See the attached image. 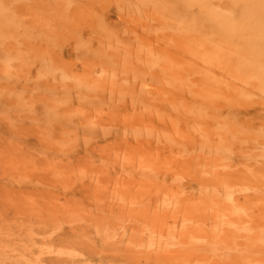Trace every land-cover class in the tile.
<instances>
[{
    "label": "rangeland",
    "instance_id": "1",
    "mask_svg": "<svg viewBox=\"0 0 264 264\" xmlns=\"http://www.w3.org/2000/svg\"><path fill=\"white\" fill-rule=\"evenodd\" d=\"M198 3L0 0V264H179L159 256L184 248L182 201L202 195L209 170L254 175L261 158L243 160L233 145L227 166L212 168L213 121L204 130L187 113L183 124L164 112L174 66L155 60L186 68L188 59L220 77L216 50L199 44L212 30L186 28ZM201 54L211 61L193 60ZM187 73L196 89L198 77ZM248 100L246 116L262 115L264 93ZM174 192L177 206L167 200ZM232 197L238 206L255 198V216L264 192ZM186 223L211 220L193 214ZM166 229L180 247L164 246ZM198 240L208 254V229Z\"/></svg>",
    "mask_w": 264,
    "mask_h": 264
},
{
    "label": "bare ground",
    "instance_id": "2",
    "mask_svg": "<svg viewBox=\"0 0 264 264\" xmlns=\"http://www.w3.org/2000/svg\"><path fill=\"white\" fill-rule=\"evenodd\" d=\"M191 1L193 0H180V3ZM210 1L196 0L199 2L198 14L192 17L193 20L188 22L187 27L185 24L183 26L189 27L191 32L197 34L204 33L200 30H212L211 38H201L199 44L203 45L207 40V46L216 50V55L212 61L210 58H204L205 56L201 57L202 54L193 56V60L211 61L212 65L220 68V77L193 69L187 62L188 59L184 62L186 68L175 67V63L170 59L155 60L169 68L174 66L170 69V80L166 87V92L170 95L169 108L164 112L169 114L171 122L174 123L185 124L186 116L189 115L196 126L203 129L210 123L207 119L213 121V132L217 139L211 144L214 152L212 168L227 166L223 160L232 145L237 146L235 149L240 152L241 159H252L257 155L261 162L253 176L245 173L243 169L222 173L221 176L219 172L209 170L211 177L204 180L202 195L194 202L185 199L182 201L180 210L183 222L178 235L181 236L180 244H183L184 248L182 251L176 249L169 252L167 249L159 257L162 259L165 253L167 260L179 264H186L188 261L206 264L210 260L217 264H264V197L255 216V198L238 206L232 197L234 190L255 192L262 189L264 192V101L259 105L262 115L257 113L254 117H247L244 113L251 105L248 95L264 93V0H214L217 6H213ZM181 32L182 30H177V33ZM184 33H187V30ZM211 42L214 46L209 44ZM44 43L49 44L50 41ZM191 59L189 57V61ZM187 72L198 77L199 85L196 89H192L187 83ZM206 107L213 109L208 118L201 112V109ZM255 120L261 121V129L254 127ZM197 135L205 138L202 133ZM247 141L249 145L243 150L238 144ZM201 143L204 145L207 142ZM213 182L217 184L216 188ZM167 197L174 206L178 205L176 192L169 193ZM193 214H197L200 219L208 217L211 220L210 226L205 228L194 225L189 228L186 221L188 222ZM153 226L161 227L160 224ZM207 229L210 236L207 241L210 245L209 253L202 254L203 244L199 243L198 238ZM170 231L165 230V237L169 241L165 242L164 246L180 247L179 242L173 241L174 236ZM237 238H241V241L237 242ZM237 246L240 254L229 255V250L232 252ZM215 250H221L223 255L216 257Z\"/></svg>",
    "mask_w": 264,
    "mask_h": 264
}]
</instances>
